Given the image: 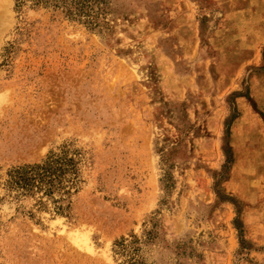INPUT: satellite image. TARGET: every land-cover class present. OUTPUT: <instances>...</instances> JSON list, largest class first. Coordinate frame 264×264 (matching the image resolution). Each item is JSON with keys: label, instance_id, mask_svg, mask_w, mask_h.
Listing matches in <instances>:
<instances>
[{"label": "rangeland", "instance_id": "1", "mask_svg": "<svg viewBox=\"0 0 264 264\" xmlns=\"http://www.w3.org/2000/svg\"><path fill=\"white\" fill-rule=\"evenodd\" d=\"M0 264H264V0H0Z\"/></svg>", "mask_w": 264, "mask_h": 264}, {"label": "trees", "instance_id": "2", "mask_svg": "<svg viewBox=\"0 0 264 264\" xmlns=\"http://www.w3.org/2000/svg\"><path fill=\"white\" fill-rule=\"evenodd\" d=\"M73 164L74 159L65 151L52 153L42 162L12 168L8 172L6 187L15 191V196L33 191H42L45 195L54 192L61 193V196L68 194L77 182V170ZM120 245L124 247L125 244Z\"/></svg>", "mask_w": 264, "mask_h": 264}]
</instances>
